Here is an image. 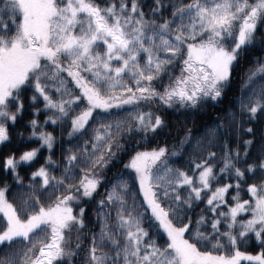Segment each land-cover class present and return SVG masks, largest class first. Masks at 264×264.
<instances>
[{
  "label": "snow or ice",
  "instance_id": "1",
  "mask_svg": "<svg viewBox=\"0 0 264 264\" xmlns=\"http://www.w3.org/2000/svg\"><path fill=\"white\" fill-rule=\"evenodd\" d=\"M0 264H264V0H0Z\"/></svg>",
  "mask_w": 264,
  "mask_h": 264
},
{
  "label": "trees",
  "instance_id": "2",
  "mask_svg": "<svg viewBox=\"0 0 264 264\" xmlns=\"http://www.w3.org/2000/svg\"><path fill=\"white\" fill-rule=\"evenodd\" d=\"M199 121H197V124L199 125ZM25 131H27V129H25ZM254 248H255V245H253V248H251V249H249V250H254Z\"/></svg>",
  "mask_w": 264,
  "mask_h": 264
}]
</instances>
